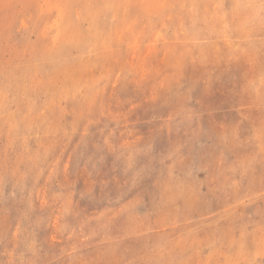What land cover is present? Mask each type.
Here are the masks:
<instances>
[{
  "label": "rangeland",
  "instance_id": "374dc122",
  "mask_svg": "<svg viewBox=\"0 0 264 264\" xmlns=\"http://www.w3.org/2000/svg\"><path fill=\"white\" fill-rule=\"evenodd\" d=\"M0 264H264V0H0Z\"/></svg>",
  "mask_w": 264,
  "mask_h": 264
}]
</instances>
